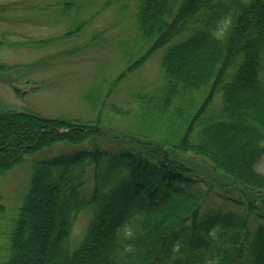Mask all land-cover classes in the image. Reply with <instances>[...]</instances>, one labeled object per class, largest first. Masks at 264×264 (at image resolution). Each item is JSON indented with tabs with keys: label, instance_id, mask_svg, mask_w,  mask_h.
<instances>
[{
	"label": "trees",
	"instance_id": "obj_1",
	"mask_svg": "<svg viewBox=\"0 0 264 264\" xmlns=\"http://www.w3.org/2000/svg\"><path fill=\"white\" fill-rule=\"evenodd\" d=\"M136 21L151 45L101 102L88 91L95 119L46 117L0 99V176L45 145L83 142L34 162L1 264H20L38 188L54 206L43 264H264V173L255 169L264 155V0H137ZM184 31L164 50L157 84L107 106L125 76Z\"/></svg>",
	"mask_w": 264,
	"mask_h": 264
},
{
	"label": "rangeland",
	"instance_id": "obj_2",
	"mask_svg": "<svg viewBox=\"0 0 264 264\" xmlns=\"http://www.w3.org/2000/svg\"><path fill=\"white\" fill-rule=\"evenodd\" d=\"M136 11L137 0H0V99L11 108L46 117L84 122L95 119L96 111L86 99L88 91L95 90L101 102L111 81L151 45V40L140 34ZM187 33L174 36L125 76L107 106H123L132 91L157 84L164 50ZM81 144L55 141L25 154L0 176V264L6 259L8 238L28 191L34 162ZM255 169L264 173V155ZM88 191L86 187L84 193ZM213 201L221 203L217 198ZM91 214V205L77 214L68 240L70 250L79 244ZM52 216V199L36 189L30 211L24 216L26 224L36 222L35 229H28L30 238L22 241V247L31 254L25 264H43V255L38 252V245L42 246L40 233L52 222ZM46 251L50 250L45 246Z\"/></svg>",
	"mask_w": 264,
	"mask_h": 264
},
{
	"label": "bare ground",
	"instance_id": "obj_3",
	"mask_svg": "<svg viewBox=\"0 0 264 264\" xmlns=\"http://www.w3.org/2000/svg\"><path fill=\"white\" fill-rule=\"evenodd\" d=\"M76 219V218H75ZM34 221V220H33ZM75 221V220H74ZM35 221L33 222V223H27L29 226V229L32 231V228L33 229H35ZM72 228V227H71ZM48 229H47V227H43V229L41 230V233H40V237H41V241H49V235H46V231H47ZM61 233V230L60 231H57V234L56 235H58V234H60ZM71 233V232H70ZM30 234H31V232L29 231V237H28V239L30 238ZM38 236H39V233H38ZM70 237V236H69ZM27 239V240H28ZM43 246V245H42ZM41 245H38V252H40L39 250L40 249H42V248H40V247H42ZM18 257H19V260H18V263H20V264H22V262L24 261V264L26 263V262H28V260H30V258H31V254L26 250V249H24V247H20V248H18ZM46 256H49V252H46V254H45Z\"/></svg>",
	"mask_w": 264,
	"mask_h": 264
}]
</instances>
